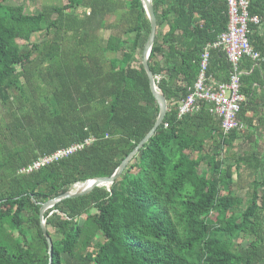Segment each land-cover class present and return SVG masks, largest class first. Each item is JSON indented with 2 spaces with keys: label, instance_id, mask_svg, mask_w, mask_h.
<instances>
[{
  "label": "trees",
  "instance_id": "16d2710c",
  "mask_svg": "<svg viewBox=\"0 0 264 264\" xmlns=\"http://www.w3.org/2000/svg\"><path fill=\"white\" fill-rule=\"evenodd\" d=\"M66 1L29 14L0 0V264H48L41 205L112 176L157 119L137 55L150 31L140 0ZM152 6L148 66L166 114L109 190L44 213L52 264H264V62L239 63L246 134L223 135L205 103L178 119L204 47L226 31L227 4ZM248 12L260 20L249 42L264 58V0H249ZM229 69L221 51L210 52L208 76L227 82ZM88 137L95 141L81 151L21 172ZM239 141L250 146L232 154Z\"/></svg>",
  "mask_w": 264,
  "mask_h": 264
},
{
  "label": "built area",
  "instance_id": "2783aa9c",
  "mask_svg": "<svg viewBox=\"0 0 264 264\" xmlns=\"http://www.w3.org/2000/svg\"><path fill=\"white\" fill-rule=\"evenodd\" d=\"M226 4V31L221 33L215 42L204 48L200 57V68L196 81L188 89V95L177 108V118L180 119L186 114L196 113L199 111L201 103H205L208 113L218 122L223 135H228L232 131L241 133L245 130V125L237 119L241 106L245 102V97L240 93L242 72L239 69V63L241 59L247 58L255 64L264 62V58L253 49L248 38L249 26L258 25L260 22L258 17L249 15V0H226ZM210 50H219L224 54L230 67L227 82L215 81L208 76ZM156 80L159 78L157 77ZM94 141L93 137H88L80 143L58 149L50 155L34 161L21 172L37 171L81 151Z\"/></svg>",
  "mask_w": 264,
  "mask_h": 264
},
{
  "label": "water",
  "instance_id": "95a60500",
  "mask_svg": "<svg viewBox=\"0 0 264 264\" xmlns=\"http://www.w3.org/2000/svg\"><path fill=\"white\" fill-rule=\"evenodd\" d=\"M140 2L142 4L143 10L150 24L149 35L147 37V40L144 44V47L141 53V64H142L143 70L148 80L150 92L158 105L157 119L152 129L138 143V145L134 148V150L120 163V165L115 170L112 176L107 177V178H95L92 180H87L82 184H78L74 190H71L62 195H59L56 198L51 199L47 201L46 203H44L43 205H41L39 209V221H40V228H41L42 234L47 243L48 264H52V241H51V238L47 234L44 213L47 210L53 208L56 204L60 203L61 201L69 200V199H76L84 195H87L94 188L106 187L109 190L110 186L122 175L123 171L125 170L127 165L130 163V161L137 155L138 151L151 138V136L154 134L156 129L159 127V125L161 124L166 114V111H167L166 100L163 94L158 90L156 83H155V79L153 75L151 74V71L148 66V58H149L151 48L154 43L155 32H156V20H155L154 11H153L152 0H140Z\"/></svg>",
  "mask_w": 264,
  "mask_h": 264
},
{
  "label": "rangeland",
  "instance_id": "374dc122",
  "mask_svg": "<svg viewBox=\"0 0 264 264\" xmlns=\"http://www.w3.org/2000/svg\"><path fill=\"white\" fill-rule=\"evenodd\" d=\"M66 0H8V4L11 5H18L21 3H24L25 7H26V12L29 14H35L37 13L44 5L45 6H56V5H64L66 4ZM78 13L82 16L83 15V10L81 8H79ZM111 20V19H110ZM102 40H104L105 38H107L109 32L106 31H100L99 32ZM33 41H39L41 40V36L39 35H35L32 38ZM138 55V59L141 60V54H137ZM4 116V111L0 105V120L1 118H3ZM247 130H244V134H246ZM250 145L247 144L245 141H239L235 144V148L232 150V154H236L239 153L242 150H245L249 147ZM233 181L236 182L237 179L235 178V174L233 175ZM77 187V185L72 189L74 190ZM237 195L244 197L245 193H246V189H242V190H236Z\"/></svg>",
  "mask_w": 264,
  "mask_h": 264
},
{
  "label": "crops",
  "instance_id": "0c3cea01",
  "mask_svg": "<svg viewBox=\"0 0 264 264\" xmlns=\"http://www.w3.org/2000/svg\"><path fill=\"white\" fill-rule=\"evenodd\" d=\"M163 31H164V32L167 31V28H163ZM261 32H262V31H258V36L261 35ZM207 45H209V44H207ZM207 45H206V46H207ZM206 46H205V47H206ZM205 47H204V48H205ZM203 51H204V49H203ZM211 51H213V50H210V51H209V58H210V52H211ZM202 53H203V52H202ZM200 57H201V56H200ZM209 60H210V59H209ZM207 74H208V71H207ZM222 79H223V77H220V78H219V80H222ZM215 81H216V80H215Z\"/></svg>",
  "mask_w": 264,
  "mask_h": 264
}]
</instances>
